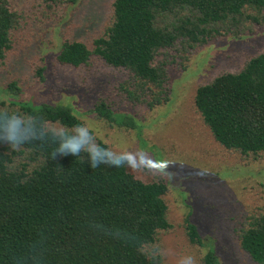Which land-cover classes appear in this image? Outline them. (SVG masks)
I'll list each match as a JSON object with an SVG mask.
<instances>
[{
  "label": "trees",
  "instance_id": "16d2710c",
  "mask_svg": "<svg viewBox=\"0 0 264 264\" xmlns=\"http://www.w3.org/2000/svg\"><path fill=\"white\" fill-rule=\"evenodd\" d=\"M113 7V22L94 41L95 48L67 41L58 62L78 68L95 55L130 71L142 85L161 88L166 72L156 65L160 50L173 48L179 39L193 47L224 35L243 36L250 32L249 22H259L246 11L262 16L264 0H116ZM17 22L7 0H0V65L13 48ZM2 92L9 94L1 106L10 111L37 113L68 129L83 124L70 106L18 101L23 90L17 82ZM194 101L226 150L244 157L264 153V53L241 72L199 87ZM95 113L108 123L137 128L132 116L105 103L97 104ZM52 147L36 143L14 153L0 144V264H162L154 245L159 232L172 228L167 184L138 179L127 166L92 168L86 155L82 162L71 156L53 160ZM14 160L16 169L7 170L5 162ZM185 221L190 242L210 248L205 264H220L214 245L206 244L190 216ZM245 222L240 246L255 264H264V214ZM117 229L120 239L105 231Z\"/></svg>",
  "mask_w": 264,
  "mask_h": 264
},
{
  "label": "rangeland",
  "instance_id": "374dc122",
  "mask_svg": "<svg viewBox=\"0 0 264 264\" xmlns=\"http://www.w3.org/2000/svg\"><path fill=\"white\" fill-rule=\"evenodd\" d=\"M115 1L62 0L56 5L7 0L18 22L13 48L0 65V108L9 94L2 91L17 82L23 90L18 101L70 106L98 143L136 153L134 163L141 169L164 161V175L128 167L138 179L168 186L164 199L172 228L159 232L154 245L162 264H181L188 256L205 264L210 248L190 242L185 221L189 216L206 244L214 245L220 264H255L242 250L238 233L245 219L264 214V153L244 157L222 147L194 99L199 87L223 74L241 72L264 53V12L258 16L246 11L259 22H249L250 32L243 36L224 35L193 47L179 39L173 48L160 50L156 65L164 68L166 77L157 88L142 85L130 71L95 55L78 68L58 62L67 41L95 48L94 41L105 36L113 22ZM100 103L132 116L137 128L99 118L95 107Z\"/></svg>",
  "mask_w": 264,
  "mask_h": 264
},
{
  "label": "clouds",
  "instance_id": "9594fccd",
  "mask_svg": "<svg viewBox=\"0 0 264 264\" xmlns=\"http://www.w3.org/2000/svg\"><path fill=\"white\" fill-rule=\"evenodd\" d=\"M39 143L53 146L51 149V159L58 157H78L86 155L92 168H97L102 164L111 167H129L134 171H142L146 174L164 175V161H153V167L141 169L136 160V153L117 152L111 148L102 147L90 130L81 123H77L71 129L62 125L53 124L45 120L37 113L24 114L10 111L7 107L0 108V144H6L14 153L25 151V145ZM147 156V153H144ZM150 158V157H149ZM17 167V160L11 164L5 162V168L14 171ZM62 168V165L60 166ZM59 170V169H58ZM114 238L120 239L122 233L119 229L115 233L107 232ZM181 264H197L192 256L182 259Z\"/></svg>",
  "mask_w": 264,
  "mask_h": 264
}]
</instances>
